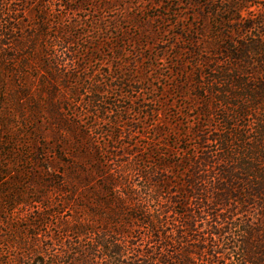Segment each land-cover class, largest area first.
<instances>
[{
	"label": "trees",
	"instance_id": "1",
	"mask_svg": "<svg viewBox=\"0 0 264 264\" xmlns=\"http://www.w3.org/2000/svg\"><path fill=\"white\" fill-rule=\"evenodd\" d=\"M11 2L0 0V264H264V0H222V8L199 0L195 37L173 47L175 87L183 97L192 91L187 99L200 117L181 124L175 143L194 145L169 162L152 146L165 133L156 128L146 154L113 168L58 107L65 94L67 110L78 114L67 45L38 50ZM42 23L37 18L34 35H45ZM142 36L132 41L139 46ZM32 69L42 70L38 90ZM115 70L121 83L113 89L131 85L120 65ZM127 108L116 110L114 124L135 130ZM139 228L153 249L131 242Z\"/></svg>",
	"mask_w": 264,
	"mask_h": 264
},
{
	"label": "rangeland",
	"instance_id": "2",
	"mask_svg": "<svg viewBox=\"0 0 264 264\" xmlns=\"http://www.w3.org/2000/svg\"><path fill=\"white\" fill-rule=\"evenodd\" d=\"M221 2L217 0L215 7H224ZM198 4L199 0H12L10 9L20 10L18 16L27 25L24 35L32 36L38 50L43 49L45 43L54 44V50H58L57 40H63L67 45L68 71L75 75L70 76L67 89L77 92L76 98H69L71 102L76 100L78 114L74 117L71 113L76 111L67 110L65 100L68 96L65 94L56 98L58 107L66 110V117L77 121L90 138L87 143L99 149L113 168L132 164L138 156L146 154L148 148L144 145L152 141L156 128L165 133L159 139L155 138L152 146L155 145L160 153L170 154L167 161L175 162L186 154L180 150L185 144L178 146L174 133L181 136V124L191 127L200 117H196L195 101L187 99L192 91H186L183 97L175 87L179 77L175 74L178 59L173 58L177 49L173 47L186 48L184 40L195 37V30L202 24L197 15ZM39 17H43L47 24H40L45 33L43 37L34 35L33 26ZM207 31L205 29L203 33L205 37ZM140 36L138 46L132 39ZM89 44L96 49L98 46V49L95 51L93 47L90 50ZM25 51H16L20 57L15 64H22ZM71 55L75 57L74 61L69 60ZM117 65L122 67L123 78L129 79L131 85L127 83L113 89L121 83L114 77L120 75L115 70ZM134 67H138L137 71ZM41 73V69L27 71L29 76L37 79L31 82V87L36 90ZM83 81L96 83L94 87L97 88L87 90ZM92 90L103 91V94L90 92ZM127 96L134 101L131 108L122 104ZM93 99L97 100L96 104H91ZM124 107L128 109L125 117L134 120L135 130L114 124L118 118L116 110ZM105 110L108 113H104ZM43 118L47 121L46 117ZM44 128L46 130L47 126ZM202 131L207 134L206 125ZM109 133H119L117 141H113ZM193 145L194 141L190 140L183 147ZM119 146L125 151L118 150ZM192 152L191 148L189 154ZM134 180V183L139 182ZM134 235L137 237L131 242L138 248L155 247L144 228L135 229Z\"/></svg>",
	"mask_w": 264,
	"mask_h": 264
}]
</instances>
